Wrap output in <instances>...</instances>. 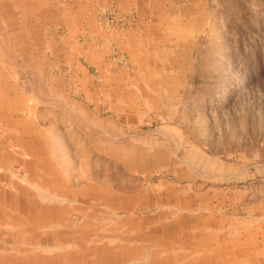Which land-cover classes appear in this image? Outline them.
Segmentation results:
<instances>
[{
  "label": "rangeland",
  "instance_id": "rangeland-1",
  "mask_svg": "<svg viewBox=\"0 0 264 264\" xmlns=\"http://www.w3.org/2000/svg\"><path fill=\"white\" fill-rule=\"evenodd\" d=\"M0 264H264V0H0Z\"/></svg>",
  "mask_w": 264,
  "mask_h": 264
},
{
  "label": "bare ground",
  "instance_id": "bare-ground-1",
  "mask_svg": "<svg viewBox=\"0 0 264 264\" xmlns=\"http://www.w3.org/2000/svg\"><path fill=\"white\" fill-rule=\"evenodd\" d=\"M37 260V259H36Z\"/></svg>",
  "mask_w": 264,
  "mask_h": 264
}]
</instances>
